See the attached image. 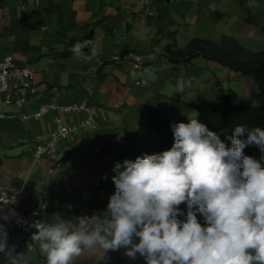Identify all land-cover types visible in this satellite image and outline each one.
<instances>
[{"label":"crops","instance_id":"obj_1","mask_svg":"<svg viewBox=\"0 0 264 264\" xmlns=\"http://www.w3.org/2000/svg\"><path fill=\"white\" fill-rule=\"evenodd\" d=\"M263 25L264 0H0V60L11 54L15 64L31 66L32 82L42 88L24 110L50 102L96 108V127L80 128L59 142L55 156L37 161L34 147L54 130L56 116L78 124L87 111L51 109L22 118L19 109L0 103V180L46 196L51 215L37 220L42 223L75 225L77 217L103 212L115 192L114 165L171 125L187 123L197 114L190 103L221 99L231 89L241 104L263 100L252 75L203 55L171 62L160 57L165 45L229 34L257 51L264 49ZM86 40L93 43L81 59L72 48ZM36 231L31 226L23 236ZM124 252L85 249L72 264H146ZM23 253L32 264H47L39 242H27Z\"/></svg>","mask_w":264,"mask_h":264},{"label":"clouds","instance_id":"obj_2","mask_svg":"<svg viewBox=\"0 0 264 264\" xmlns=\"http://www.w3.org/2000/svg\"><path fill=\"white\" fill-rule=\"evenodd\" d=\"M92 43L74 44L73 54L85 59L83 50ZM184 86L179 79V91ZM171 128L170 150L114 165L115 192L103 212L77 217L75 225H31L37 229L31 240L39 242L47 264H72L85 249L96 248H124L125 256L139 254L146 264H264V155L257 160L243 153L250 145L264 153V130L237 125L228 147L198 119ZM0 253L8 264H28L8 245L3 225Z\"/></svg>","mask_w":264,"mask_h":264},{"label":"trees","instance_id":"obj_3","mask_svg":"<svg viewBox=\"0 0 264 264\" xmlns=\"http://www.w3.org/2000/svg\"><path fill=\"white\" fill-rule=\"evenodd\" d=\"M248 20L253 21V18L249 16ZM262 29L264 32V25ZM200 55L228 66L233 71L252 75L263 93V100L259 104H241L239 103L240 95L236 90L223 91L221 99L190 103L197 110L194 119H198L209 130L216 132L228 147H231V142L227 137L232 135L233 129L237 125H243L248 130H252L255 127L264 130V49L252 50L245 46L237 37L229 34H223L217 39L196 36L184 47L175 48L170 43L166 44L160 57L175 63H188ZM147 64L151 65L153 62H148ZM246 137L247 133L240 138L246 139ZM173 143V132L170 131L166 135L156 137L148 145L123 156L122 162L126 159L135 161L138 156L143 157L146 154L162 153L170 150ZM243 153L257 160H260L261 156L264 155L254 145L245 147ZM262 167H264V162H262ZM179 208L186 213V204L182 203ZM184 218V216L179 217L181 220ZM197 219L203 226L204 217L198 212ZM5 231L7 232L6 229ZM7 233H9L7 236L8 245L11 247L12 238L10 234L12 232L8 230ZM0 264H8L2 253H0Z\"/></svg>","mask_w":264,"mask_h":264},{"label":"built area","instance_id":"obj_4","mask_svg":"<svg viewBox=\"0 0 264 264\" xmlns=\"http://www.w3.org/2000/svg\"><path fill=\"white\" fill-rule=\"evenodd\" d=\"M34 73L35 70L31 66L17 65L14 63L11 54L5 55L0 60V103L19 109V116L22 118L30 116L41 117L51 109H60L64 112L81 109L87 111L86 118L78 124L66 123L61 116H56L54 130L47 138L37 142L34 147V157L39 161L44 156H55L59 142L62 139L70 138L80 128L96 127V108L84 102L69 104L50 102L42 104L33 112H26L24 110L26 103L42 92L41 86L32 82ZM22 198L23 192L21 190L8 186L0 180V225L12 232L10 234L12 238L11 246H15V252L21 253L25 257L23 253L24 247L27 242L31 241L32 235L29 238H25L23 231L31 227L39 219H48L51 215V205L44 195L38 198L37 205L27 213L22 206ZM13 210L16 215H12ZM34 212L37 214L33 215ZM18 220L20 221L19 223ZM8 235L9 233H7ZM27 261L28 264H32L28 259Z\"/></svg>","mask_w":264,"mask_h":264},{"label":"water","instance_id":"obj_5","mask_svg":"<svg viewBox=\"0 0 264 264\" xmlns=\"http://www.w3.org/2000/svg\"><path fill=\"white\" fill-rule=\"evenodd\" d=\"M23 198H22V206L27 205V207L24 208V210L25 212L28 213L37 205V201L39 197L36 198L35 192L32 191L23 194Z\"/></svg>","mask_w":264,"mask_h":264},{"label":"rangeland","instance_id":"obj_6","mask_svg":"<svg viewBox=\"0 0 264 264\" xmlns=\"http://www.w3.org/2000/svg\"><path fill=\"white\" fill-rule=\"evenodd\" d=\"M255 83H256V81H255ZM256 85H257V83H256ZM257 90H258V92H260L261 93V95H262V97H261V99L263 98V93H262V91L259 89V87H258V85H257ZM257 99V98H256ZM262 101V100H261ZM240 103V102H239ZM194 117H196V115L195 116H193L191 119H194ZM4 227V226H3ZM6 230H7V232H8V228H6V227H4Z\"/></svg>","mask_w":264,"mask_h":264}]
</instances>
